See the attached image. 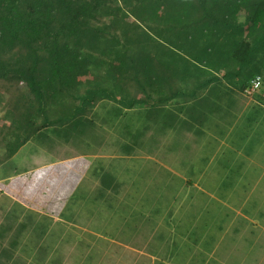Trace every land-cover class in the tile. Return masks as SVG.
<instances>
[{
  "label": "trees",
  "instance_id": "trees-1",
  "mask_svg": "<svg viewBox=\"0 0 264 264\" xmlns=\"http://www.w3.org/2000/svg\"><path fill=\"white\" fill-rule=\"evenodd\" d=\"M259 74L264 0H0V163L96 123L126 153L168 133L191 152Z\"/></svg>",
  "mask_w": 264,
  "mask_h": 264
},
{
  "label": "crops",
  "instance_id": "crops-1",
  "mask_svg": "<svg viewBox=\"0 0 264 264\" xmlns=\"http://www.w3.org/2000/svg\"><path fill=\"white\" fill-rule=\"evenodd\" d=\"M95 128V139L94 131L78 137L81 130L62 138L71 154L29 153L31 164L20 159L22 146L0 163L5 264L72 261L77 240L94 253L80 264H264V109L252 99L240 96L228 116L213 119L207 143L191 145L190 164L185 143L173 150L174 133L126 153V138ZM56 236L70 243L61 249Z\"/></svg>",
  "mask_w": 264,
  "mask_h": 264
},
{
  "label": "rangeland",
  "instance_id": "rangeland-1",
  "mask_svg": "<svg viewBox=\"0 0 264 264\" xmlns=\"http://www.w3.org/2000/svg\"><path fill=\"white\" fill-rule=\"evenodd\" d=\"M167 1L168 0H164V3H166ZM238 21H239L241 29H249V26H248L246 20L244 19V17H239ZM111 29H117V28H116V26L115 27L112 26ZM2 97H3V100L1 101V105L4 107L5 102L7 101V97L4 94H3ZM51 133L52 132H49V136L50 137L48 138V140H44L43 139V140L38 141L36 139L35 140L33 139V140L29 141L26 145H24V147L22 148V150H21V152L19 154L20 159H23L22 161H26V162L29 161L31 164H33L35 162V158L31 159V160H33L32 162H31V160H25L28 157L29 153L32 156V155H36V152L39 151L40 153H45L46 157H49V156L60 157V156L66 155V154H71L76 149L75 147L74 148L71 147L72 145H68L67 146V145L63 144V139H58L56 135H53ZM60 137H64V136H60ZM206 143L207 142H205V144ZM173 150H174V145H173ZM175 154L178 156L177 157V160H178L181 152L175 151ZM175 154L174 153H167V155H166V153H165V155L163 154L161 156H163L165 158V160L169 163L170 160H174L175 159ZM195 155H196L195 150H193L191 152L190 151L186 152L185 155H184L185 156V160H188V162L190 164V162L192 161L193 156H195ZM177 160H176V163H177ZM4 162H6V161H4ZM19 166H18V168H19ZM187 167L188 166H186L185 170H187ZM9 169H12V167L7 168L6 170H9ZM147 169H149V167L147 168V166H144V167L140 168V170H145V171H147ZM145 176H146V174H145ZM166 177H167V175L164 176L163 179H161V181H163V180L165 181ZM138 181H139V179H138ZM137 184H140V183L138 182ZM158 188L160 189L161 187L159 186ZM150 194L155 198V195L157 194V192L156 191H150ZM151 195H149V198H148L150 201L154 200V198ZM43 223H46V222H43ZM40 226L41 227H47L46 224H45V226H43V224H41ZM57 227L58 228H56V230H55L56 234H58V230H59V226H57ZM146 232H147V225H146L145 229L143 230V232L141 234H144ZM54 234H52V236L50 237V240L55 237ZM44 240H46V238H44ZM56 242H57V247L63 249V246L65 247L66 244L70 243V238L64 236L61 239L60 237L56 236ZM72 245L74 246V249H73V252H72V255H73V260L72 261H56V259H55V261L53 263H51V264H60V263H63V264H80V262L84 263L82 261L83 257L89 260V258H87V254H90L91 256H94L93 252H90L88 250L86 251V244L84 243V241L77 240L76 243H72L71 242V246ZM147 246H152V245H147ZM146 249H147V247H146ZM104 251H106V250L104 249ZM62 253H63V251H62ZM55 255H56V258L60 255V249L58 250V252ZM30 262H23L21 264H33L34 263L32 261H30ZM91 262L95 263L96 261H91ZM96 264H102V263L99 261Z\"/></svg>",
  "mask_w": 264,
  "mask_h": 264
},
{
  "label": "built area",
  "instance_id": "built-area-1",
  "mask_svg": "<svg viewBox=\"0 0 264 264\" xmlns=\"http://www.w3.org/2000/svg\"><path fill=\"white\" fill-rule=\"evenodd\" d=\"M244 95L253 99L254 95L264 98V74L256 75L251 81L248 88L244 91Z\"/></svg>",
  "mask_w": 264,
  "mask_h": 264
}]
</instances>
